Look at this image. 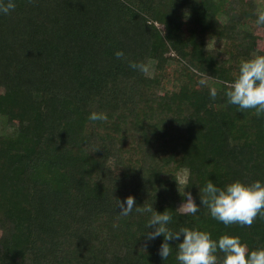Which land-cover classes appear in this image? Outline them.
I'll list each match as a JSON object with an SVG mask.
<instances>
[{
    "label": "trees",
    "instance_id": "trees-1",
    "mask_svg": "<svg viewBox=\"0 0 264 264\" xmlns=\"http://www.w3.org/2000/svg\"><path fill=\"white\" fill-rule=\"evenodd\" d=\"M15 3L0 14V118L10 128L0 133V264H177L182 234L163 259V235L146 239L149 214L135 211L146 206L168 211L172 231L264 245V216L224 225L200 200L209 180L264 181V114L224 96L240 61L264 54L252 0ZM168 59L187 73L173 90H163ZM128 60H154L153 71ZM93 110L108 119L88 120ZM184 192L196 214L180 210ZM129 194L135 207L122 217L116 202Z\"/></svg>",
    "mask_w": 264,
    "mask_h": 264
},
{
    "label": "clouds",
    "instance_id": "clouds-1",
    "mask_svg": "<svg viewBox=\"0 0 264 264\" xmlns=\"http://www.w3.org/2000/svg\"><path fill=\"white\" fill-rule=\"evenodd\" d=\"M15 7V0H0V14H8ZM255 22L257 25H264V11L257 13ZM114 55L118 59H127L122 49L115 50ZM127 62L132 69L143 73L148 71L143 62ZM199 83L207 86L204 79ZM208 91L210 98L214 100L217 97V89L209 87ZM224 96L227 103L236 105L239 111L254 109L255 115L264 114V54H253L240 61L237 74L225 86ZM107 119L108 116L103 111L93 110L88 115V120L92 122ZM183 195L186 196L181 205L184 212L196 214L199 205L191 192H184ZM200 200L202 205L207 206L211 217L224 225L238 223L250 226L258 215L264 216V181L255 179L245 182L235 179L218 186L209 180L200 188ZM134 205L135 197L132 194L116 202L122 217L132 213ZM135 211L149 214L146 228H151L152 231L146 232V239L153 240L163 235L164 240L159 248L163 259L172 253L168 241L179 239L182 234L175 250L177 264H264V245L250 249L238 235L229 233H223L213 239L209 232L195 226H182L177 231H172L169 228L172 215L168 211H156L152 206L135 207ZM218 252L223 253L222 258L218 257Z\"/></svg>",
    "mask_w": 264,
    "mask_h": 264
},
{
    "label": "rangeland",
    "instance_id": "rangeland-1",
    "mask_svg": "<svg viewBox=\"0 0 264 264\" xmlns=\"http://www.w3.org/2000/svg\"><path fill=\"white\" fill-rule=\"evenodd\" d=\"M253 4L256 5V8L259 11H264V0H252ZM253 28V33L257 37V47L262 48L264 44V28L260 26H251ZM177 40H173V43ZM211 46H218L220 45L219 42H210ZM154 68V60H149L147 69L148 71L146 72L148 75L152 73ZM165 74L167 76L165 82H164V87L163 90H173L177 88V86L180 83H185L187 80V73L184 70L182 64L175 59H168L165 62ZM207 84H210V81L206 80ZM213 85V84H212ZM9 123L4 119L0 118V133L6 130H9ZM104 130V128L102 127ZM109 130V129H107ZM178 177L179 180L182 181L185 178V171L181 170L178 172ZM182 204H179L180 210H184V207L181 206Z\"/></svg>",
    "mask_w": 264,
    "mask_h": 264
}]
</instances>
